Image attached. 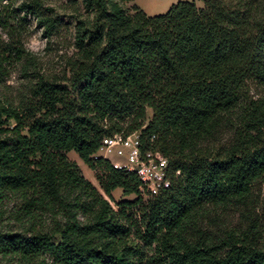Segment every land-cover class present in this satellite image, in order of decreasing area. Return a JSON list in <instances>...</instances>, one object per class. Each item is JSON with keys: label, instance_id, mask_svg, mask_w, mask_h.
Returning a JSON list of instances; mask_svg holds the SVG:
<instances>
[{"label": "trees", "instance_id": "obj_1", "mask_svg": "<svg viewBox=\"0 0 264 264\" xmlns=\"http://www.w3.org/2000/svg\"><path fill=\"white\" fill-rule=\"evenodd\" d=\"M1 1L0 27L15 34ZM131 1L82 0L67 83L39 77L23 106L0 97V264H264L255 222H208L249 215L264 179V94L249 95L250 83L264 88V0L178 1L154 15ZM20 9L52 22L38 0ZM23 57L16 43L0 51V83ZM138 129L174 171L149 198L133 173L94 157L104 136ZM117 188L136 198L112 205Z\"/></svg>", "mask_w": 264, "mask_h": 264}, {"label": "rangeland", "instance_id": "obj_2", "mask_svg": "<svg viewBox=\"0 0 264 264\" xmlns=\"http://www.w3.org/2000/svg\"><path fill=\"white\" fill-rule=\"evenodd\" d=\"M30 0H2V5L13 9L15 20L11 27H20L19 32L9 34L0 27V51L6 45L15 44L21 46L25 56L20 60L15 58L7 66V74L0 83V97L13 105L23 106L32 99V87L39 77L66 84L69 77V67L75 58L77 47L75 45V25L78 18L86 17L87 13L83 7L82 0H38L40 10L45 18H51L52 22L39 21L32 14H25L20 6ZM178 1H194L202 6L201 0H132L127 3L129 7L132 2L140 7L146 14L154 15L165 12L172 4ZM23 17L22 22L18 18ZM52 23V24H51ZM45 27H55L53 31ZM18 41V42H17ZM20 42V43H19ZM264 94V88L255 84H249V95L257 99ZM151 115L147 110V117ZM229 134H224L222 141L229 139ZM69 160L75 162L85 179L96 186L101 193L96 171L85 165L78 155L70 151L67 153ZM252 210L244 212V209H224L208 222L217 231L224 229H242L249 222H255L264 229V179L254 185ZM114 205L117 201L134 200L136 195H122V190L117 188L112 192ZM108 198V197H106ZM254 207V208H253ZM254 209V211H253Z\"/></svg>", "mask_w": 264, "mask_h": 264}, {"label": "built area", "instance_id": "obj_3", "mask_svg": "<svg viewBox=\"0 0 264 264\" xmlns=\"http://www.w3.org/2000/svg\"><path fill=\"white\" fill-rule=\"evenodd\" d=\"M155 140V134L144 136L141 129L127 134L114 132L101 139L94 157L108 162L113 169L133 173L141 196L153 197L171 185L174 174L168 158L157 148Z\"/></svg>", "mask_w": 264, "mask_h": 264}]
</instances>
